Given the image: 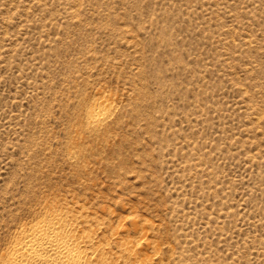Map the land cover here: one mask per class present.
Returning <instances> with one entry per match:
<instances>
[{
  "label": "rangeland",
  "instance_id": "1",
  "mask_svg": "<svg viewBox=\"0 0 264 264\" xmlns=\"http://www.w3.org/2000/svg\"><path fill=\"white\" fill-rule=\"evenodd\" d=\"M53 204L116 264H264V0H0V255Z\"/></svg>",
  "mask_w": 264,
  "mask_h": 264
},
{
  "label": "bare ground",
  "instance_id": "2",
  "mask_svg": "<svg viewBox=\"0 0 264 264\" xmlns=\"http://www.w3.org/2000/svg\"><path fill=\"white\" fill-rule=\"evenodd\" d=\"M109 105L97 100L88 108L89 118L97 122ZM80 211L50 205L16 231L0 264H116L105 252L104 241L93 233V220Z\"/></svg>",
  "mask_w": 264,
  "mask_h": 264
}]
</instances>
